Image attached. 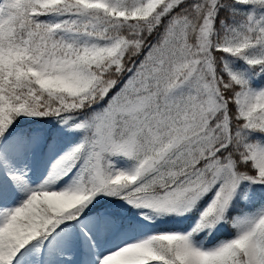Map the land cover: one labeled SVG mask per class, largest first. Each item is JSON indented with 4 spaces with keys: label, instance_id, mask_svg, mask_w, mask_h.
I'll use <instances>...</instances> for the list:
<instances>
[{
    "label": "snow or ice",
    "instance_id": "6c2138e0",
    "mask_svg": "<svg viewBox=\"0 0 264 264\" xmlns=\"http://www.w3.org/2000/svg\"><path fill=\"white\" fill-rule=\"evenodd\" d=\"M0 264H264V0H0Z\"/></svg>",
    "mask_w": 264,
    "mask_h": 264
}]
</instances>
